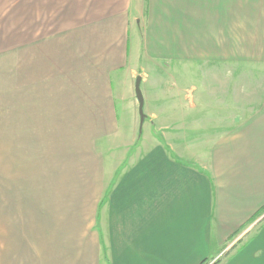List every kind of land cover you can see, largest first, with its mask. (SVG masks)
<instances>
[{"label":"crops","instance_id":"0c3cea01","mask_svg":"<svg viewBox=\"0 0 264 264\" xmlns=\"http://www.w3.org/2000/svg\"><path fill=\"white\" fill-rule=\"evenodd\" d=\"M139 76L159 137L118 173ZM261 214L264 0H0V264H208Z\"/></svg>","mask_w":264,"mask_h":264},{"label":"rangeland","instance_id":"374dc122","mask_svg":"<svg viewBox=\"0 0 264 264\" xmlns=\"http://www.w3.org/2000/svg\"><path fill=\"white\" fill-rule=\"evenodd\" d=\"M135 83V81H134ZM134 86V85H133ZM124 94L123 102V112L120 118V124L122 126V132L115 140L116 142L110 144V158H119L124 155L129 163L124 162L123 165L118 166L120 170L118 173L123 172V170L136 159L144 157L147 153L152 151L153 137L158 138L159 135L156 132H152V118H149L147 115L150 114V104L148 102L146 109L144 108L145 120L141 124V118L139 115L138 102L133 100L132 93H129L130 90L126 86L122 87ZM134 93V92H133ZM135 101V102H134ZM153 136V137H152ZM118 159V160H119ZM264 220V214H261L258 218L252 221L250 224L245 226L238 234H236L227 245H225L216 258V260L211 261L208 264H217L221 259H225L228 254L238 247L242 242L250 241L258 229L257 225ZM257 228V229H256ZM219 259V260H218ZM216 262V263H215Z\"/></svg>","mask_w":264,"mask_h":264},{"label":"water","instance_id":"95a60500","mask_svg":"<svg viewBox=\"0 0 264 264\" xmlns=\"http://www.w3.org/2000/svg\"><path fill=\"white\" fill-rule=\"evenodd\" d=\"M141 83H142V77H137L135 82V94L137 101L139 103V115L141 118V124H143L145 120V114H144V97L141 89Z\"/></svg>","mask_w":264,"mask_h":264},{"label":"trees","instance_id":"16d2710c","mask_svg":"<svg viewBox=\"0 0 264 264\" xmlns=\"http://www.w3.org/2000/svg\"><path fill=\"white\" fill-rule=\"evenodd\" d=\"M218 263V262H217Z\"/></svg>","mask_w":264,"mask_h":264}]
</instances>
